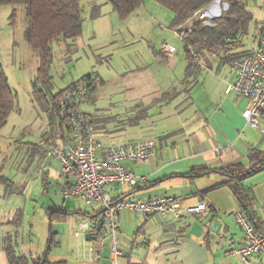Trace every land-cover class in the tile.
<instances>
[{
	"label": "crops",
	"instance_id": "crops-1",
	"mask_svg": "<svg viewBox=\"0 0 264 264\" xmlns=\"http://www.w3.org/2000/svg\"><path fill=\"white\" fill-rule=\"evenodd\" d=\"M215 4H211L203 12L210 10L211 14L216 15ZM247 44L248 42H244V50H253L258 41L255 40L250 46ZM156 51L159 53V49ZM201 58L206 63L198 68L197 82L189 92L184 93L185 104H173L172 101L167 113L160 115L163 117L162 121L158 117H150L149 112L148 117L135 124L139 129L145 126L148 128L144 135L130 141L151 137L156 139L157 150L148 162L125 160L122 164L137 175L145 176L146 181L137 185L109 186L108 191L115 199L149 198L163 194L180 196L183 197V207L204 202L207 208L203 217L182 214L176 218L171 214L158 212L143 216L124 209L118 217V233L114 240L105 220L98 228V221L103 217V209L99 204L90 206L91 209H75L77 204L73 197L65 199L62 196V206L55 202L46 209L47 216L48 209L65 213L56 221H51L48 217L50 236L52 232L54 238L53 245L48 253L46 250L42 256L33 258L47 256V264H264V253L253 255L248 261L230 254L233 247H240L247 241L237 219V213L242 211L241 205L229 187L213 188L227 180L219 168L238 163L247 166L248 157L253 150L264 151V133L249 126L242 115L249 105L248 99L226 93L227 84L235 81L237 76L231 63L223 62L222 56L217 53L207 52ZM165 59L162 60L165 62ZM103 83L104 79L101 85ZM176 98H180L179 95ZM96 112L89 115L94 120L98 139L104 145L128 141L120 139L119 131L112 132L110 128L102 130L105 121ZM263 126L264 122L261 127ZM48 130L47 126L43 140L37 146V154L40 153L45 162L39 174L44 176V184L50 188L53 181L58 183L59 162L55 159L45 161L44 152L52 145L53 140L55 144H62L63 140L60 136L51 139L47 134ZM107 141H114L116 144H108ZM201 166L212 171L194 175L193 169ZM59 185L61 188V178ZM244 185L253 194L252 205L247 213L251 215L252 223L258 227L263 217L264 169L246 178ZM2 210L0 207V221L3 218ZM69 218L72 221L68 226ZM81 221L91 223V231L96 233L95 240L88 241L85 235L82 242L76 237V243L71 237L72 229L75 231ZM2 224L0 222V261L1 264H7L6 243L9 241L11 245L14 244L9 228H1ZM54 224L66 225L68 229L55 230ZM99 237L102 238L101 241H97ZM99 243L103 244L102 253L94 258L89 247H98ZM113 244L123 251L116 262L111 253ZM53 246L58 251L51 255ZM73 246L76 247L77 254ZM3 252L6 258L2 255Z\"/></svg>",
	"mask_w": 264,
	"mask_h": 264
},
{
	"label": "rangeland",
	"instance_id": "rangeland-1",
	"mask_svg": "<svg viewBox=\"0 0 264 264\" xmlns=\"http://www.w3.org/2000/svg\"><path fill=\"white\" fill-rule=\"evenodd\" d=\"M80 3L85 18L82 35L75 42L60 39L51 46V91L56 94L84 75L100 74L104 83L99 86L96 102L84 104L83 110L88 114L97 111L105 121L102 130L110 128L112 132L119 131L120 139L135 140L144 135L148 127L139 129L129 123L131 120H140L142 115L150 112V117L162 121L160 115L167 113L172 101L176 102L173 104H185L184 93L178 99L164 93L173 87H184L180 81L188 63L186 45L171 26L172 12L155 0H144L140 9L127 19L120 18L106 0H80ZM214 3L217 17L221 11L220 1ZM98 5L101 15L94 17ZM249 9L255 22L264 23L262 0H250ZM192 23L189 20L183 31ZM254 25L246 38L249 46L255 42L257 29ZM164 42L176 49L174 55L166 59L159 54ZM68 44H71V50ZM192 55L200 67L204 66L206 60L199 53L192 52ZM0 66L6 73L13 102L7 124L0 131V177L9 182L7 185L0 181L1 228H9L17 254L42 256L50 239L46 209L55 202L62 206L63 198L60 175L57 178L59 184L53 181L47 188L44 176L39 174L45 162L40 153L37 154V146L43 140L49 118L33 97L38 58L25 36V16L21 6H0ZM39 89L44 86L39 85ZM114 141L107 142L116 144ZM73 199L77 204L75 209H91L80 198ZM68 221L69 226L72 218ZM68 226L54 224V229L59 231ZM73 230L71 237L76 243L77 238L82 242L83 236L76 238ZM51 250V255L58 251L54 246ZM73 250L78 253L74 246ZM2 255L6 258L5 252Z\"/></svg>",
	"mask_w": 264,
	"mask_h": 264
},
{
	"label": "built area",
	"instance_id": "built-area-1",
	"mask_svg": "<svg viewBox=\"0 0 264 264\" xmlns=\"http://www.w3.org/2000/svg\"><path fill=\"white\" fill-rule=\"evenodd\" d=\"M196 16L207 18L206 24L209 23L208 19L215 17L210 10H202ZM191 30L192 25L186 28V31ZM186 31L179 33L181 39L186 37ZM175 51L167 42L160 46L163 58L173 56ZM231 65L237 76L235 81L227 84L226 93L248 99L249 105L242 115L249 126L264 133V126L261 127L264 122V24L260 28L256 49L234 58ZM101 81L99 74H92L65 90L60 97L58 116L68 131V140L49 147L44 154V160L55 159L59 162L62 196L65 199L79 197L86 206L99 204L114 240L118 233V217L124 209L143 216L158 212L171 214L176 218L182 214L203 217L207 208L204 202L183 207V197L180 196L163 194L149 198H113L108 191L109 186L137 185L146 181L145 176L127 169L122 162L150 161L156 153L157 143L154 138L148 137L106 146L98 139L93 118L82 106L95 102ZM262 212L263 217L258 227L245 213H237L247 241L240 247H233L230 250L231 255L248 261L251 256L264 253V205ZM91 229L89 221H81L74 233L76 237H84ZM101 240V237L97 238V241ZM102 247L103 244L99 243L98 247L90 246L89 251L94 258H98ZM111 253L116 262L123 251L113 244Z\"/></svg>",
	"mask_w": 264,
	"mask_h": 264
},
{
	"label": "trees",
	"instance_id": "trees-1",
	"mask_svg": "<svg viewBox=\"0 0 264 264\" xmlns=\"http://www.w3.org/2000/svg\"><path fill=\"white\" fill-rule=\"evenodd\" d=\"M106 1L111 4L113 11L122 19L130 17L144 4V0ZM155 1L172 12L173 21L171 26L178 33L183 32V26L189 20L193 22L192 30H185L186 37L182 39L186 45L188 61L185 77L182 81L184 87L180 90L173 88L171 91L165 92V96L168 97H177L181 93L189 92L197 82L199 63L194 59L192 52L199 53L201 56L207 52L217 53L222 56L223 62L231 63L234 58L249 54L254 50H244V42H246V38L250 34L253 23H255L254 26L257 29L254 39L258 41L260 28L264 24L255 22L254 15L249 9L250 0H220L221 14L208 19V24L205 23L207 18L197 17V19H194V17L200 11L208 8L216 0ZM1 5H14L23 8L25 16V36L38 58V73L33 81V97L48 115L49 130L47 134L51 139L60 136L61 140H63L62 143H64L68 140V131L58 116L60 97L65 90L73 87L81 79L89 77L92 74H98L91 73L84 75L80 80L74 81L67 88L60 90L56 94L51 91L52 78L50 76V69L53 63L51 46L53 42L60 39L65 42H75L82 35L85 18L82 14L83 9L80 0H0ZM100 15L101 11L98 5L93 16ZM68 46L70 48L68 49L71 50V44H68ZM39 85H43L44 89H39ZM12 107V94L8 79L4 69L0 66V131L7 124ZM146 117H148L147 112L145 115H142L140 120ZM140 120L135 118L129 123L137 124ZM53 145H56L54 140L51 146ZM263 169L264 151L253 150L248 157L247 166H242L238 163L219 168L218 170L227 177V180L213 187H229L241 205L242 212L245 213L251 222L252 217L247 211L252 205L253 194L244 185V180ZM209 171H212V169L206 166L195 167L193 169L194 175L208 173ZM0 180L6 183L8 182L2 176ZM47 212L51 221L59 220L65 214L60 210L53 209H48ZM53 242L54 238L51 232L49 239L50 246L47 249V253L50 251ZM5 251L8 259L7 264H47V256L28 258L25 255L17 254L14 246L9 241L6 243Z\"/></svg>",
	"mask_w": 264,
	"mask_h": 264
},
{
	"label": "water",
	"instance_id": "water-1",
	"mask_svg": "<svg viewBox=\"0 0 264 264\" xmlns=\"http://www.w3.org/2000/svg\"><path fill=\"white\" fill-rule=\"evenodd\" d=\"M103 221H104V218L101 217L99 219V221H98V228H100L101 225H103ZM85 237H86V239L88 241L95 240L96 239V233L95 232H92V231L91 232H87Z\"/></svg>",
	"mask_w": 264,
	"mask_h": 264
}]
</instances>
